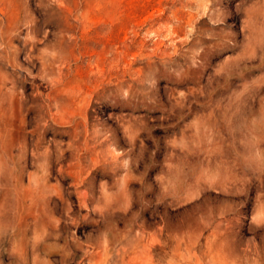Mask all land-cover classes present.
Segmentation results:
<instances>
[{"label":"rangeland","instance_id":"rangeland-1","mask_svg":"<svg viewBox=\"0 0 264 264\" xmlns=\"http://www.w3.org/2000/svg\"><path fill=\"white\" fill-rule=\"evenodd\" d=\"M35 9L0 3V136L63 153V188L45 184L42 161L29 177L40 188L21 227L43 243L28 264L101 259L73 243L90 239L101 173L144 199L158 188L179 213L130 214L117 236L127 252L107 264H264V0H63L47 8V39L24 27Z\"/></svg>","mask_w":264,"mask_h":264},{"label":"clouds","instance_id":"clouds-1","mask_svg":"<svg viewBox=\"0 0 264 264\" xmlns=\"http://www.w3.org/2000/svg\"><path fill=\"white\" fill-rule=\"evenodd\" d=\"M3 3V0H0ZM50 5L63 6V0H36V9L32 12L31 24L24 27H35L37 31L43 34L47 39L49 34L55 31V21L52 19L54 12L49 15L47 8ZM43 9V10H42ZM258 25L264 28V12L259 15ZM27 39H32L28 36ZM5 51L3 43V33L0 31V54ZM2 58V56H0ZM20 66L15 65V69ZM31 75V73H29ZM19 73H17V79ZM6 79V78H5ZM8 83L15 87L13 81ZM4 91L3 84H0V93ZM11 92V89L9 90ZM127 99V94H125ZM51 139V138H50ZM59 152L58 147L52 144H41L32 139H28V147L23 145H14L9 140L0 136V264H28L29 257L26 255V249L31 248L35 252V245L43 243V238L37 236L34 240L26 239V228L21 227L22 223V201H31L33 195L40 188L39 185H33L29 182V177L34 173V168L42 161L46 166L45 184L63 188L64 180L58 174L63 161V153ZM123 153H117V156ZM133 155H138L133 150ZM128 160H124V168L127 169ZM206 182V181H205ZM27 185V186H25ZM111 187V191L109 190ZM141 190L132 189L131 191L120 190L103 173L94 179L90 189L89 204L86 207L90 213L89 223H92L93 229L87 233L89 240L84 241L83 237L73 241L78 247L86 249L85 258L94 256L99 252L101 259L95 264H107L109 260H120L127 252L122 245L121 240L117 239L119 231L128 216L139 213L142 223H155L156 219L166 213L171 216V212H177V207L166 206L159 199L160 190L153 189V195L150 200L141 198ZM67 195V192H65ZM163 195L177 199L178 188L175 184H168L163 188ZM135 197L136 207L133 208ZM146 205V206H145ZM59 208V205H54ZM147 212L149 219L144 218ZM71 223V218H69ZM60 221H55L58 227ZM94 233V235H93ZM139 235V233H138ZM248 252H254L259 256L253 247ZM31 264H39V257L32 255ZM83 264V261L80 262ZM149 264H151L149 260Z\"/></svg>","mask_w":264,"mask_h":264}]
</instances>
